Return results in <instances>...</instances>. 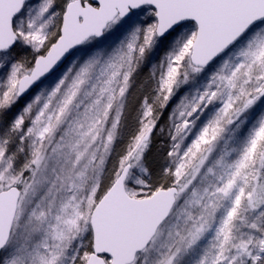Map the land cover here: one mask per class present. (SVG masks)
I'll return each mask as SVG.
<instances>
[{
  "label": "snow or ice",
  "instance_id": "snow-or-ice-1",
  "mask_svg": "<svg viewBox=\"0 0 264 264\" xmlns=\"http://www.w3.org/2000/svg\"><path fill=\"white\" fill-rule=\"evenodd\" d=\"M0 264H264V0H0Z\"/></svg>",
  "mask_w": 264,
  "mask_h": 264
},
{
  "label": "rangeland",
  "instance_id": "rangeland-1",
  "mask_svg": "<svg viewBox=\"0 0 264 264\" xmlns=\"http://www.w3.org/2000/svg\"><path fill=\"white\" fill-rule=\"evenodd\" d=\"M162 55V53H161ZM158 58V57H157ZM148 74V69L145 67L139 76L137 77V84H139L141 81L144 80V78ZM38 90V89H37ZM138 92L136 88H133L131 90V95L129 97V111L127 113V124L128 128L126 129V133L131 131L134 128V117H135V108L138 106ZM165 119H167V116H165ZM119 147V145H118ZM146 162L148 165L152 168H157L162 162H163V156H162V150L160 148L159 144V137L154 134L153 135V143L149 150V152L146 154Z\"/></svg>",
  "mask_w": 264,
  "mask_h": 264
}]
</instances>
